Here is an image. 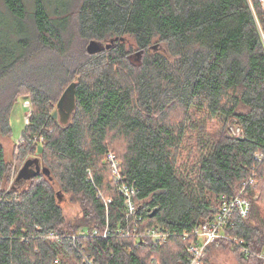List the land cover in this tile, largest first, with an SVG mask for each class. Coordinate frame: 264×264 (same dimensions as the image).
Instances as JSON below:
<instances>
[{
	"label": "trees",
	"instance_id": "trees-1",
	"mask_svg": "<svg viewBox=\"0 0 264 264\" xmlns=\"http://www.w3.org/2000/svg\"><path fill=\"white\" fill-rule=\"evenodd\" d=\"M3 2L6 20L28 21L30 35L20 29L0 45V136L11 135L22 94L31 113L18 157L39 158L50 178L7 189L10 163L0 144V264H189L194 228L251 176L248 215L233 216L223 231L251 252L243 264H264L258 0H80L74 12L56 7L54 15L35 0L29 17L23 0ZM90 41L111 46L88 54ZM72 82L75 107L63 124L52 115ZM109 152L121 183L135 189L132 214ZM65 200L80 208L73 221ZM149 230L166 233L165 241L141 237Z\"/></svg>",
	"mask_w": 264,
	"mask_h": 264
},
{
	"label": "rangeland",
	"instance_id": "rangeland-1",
	"mask_svg": "<svg viewBox=\"0 0 264 264\" xmlns=\"http://www.w3.org/2000/svg\"><path fill=\"white\" fill-rule=\"evenodd\" d=\"M47 6L48 11L51 15H54L55 8L62 10V13H71L74 12L80 0H42ZM27 17L31 16L34 11V2L35 0H23ZM9 11L6 9L3 0H0V45L2 46L5 43V39L12 40V38L16 35H20V31L24 29L23 34L30 35V30H28V24H24L22 26L21 22H15L14 19L9 18V21L6 20V17L10 15ZM3 21V22H2ZM17 23V25H16ZM19 29H18V27ZM21 29V30H20ZM66 40V37H64ZM88 44H86L87 46ZM86 49V47H85ZM136 58H132V61H135ZM28 102L21 94L17 99L16 103L14 104L11 114H10V126H11V135L8 137H1L0 136V144L4 148L5 154V161L10 163L9 168V180L7 184V189L11 185L17 171L21 168L24 161L27 158L21 160L19 156V149L18 146L20 143L23 142L21 138V132L24 126L28 122V118L31 113H29V109L25 106L24 102ZM236 128H233V130ZM232 130V131H233ZM29 158V157H28ZM26 182L21 184V187H24ZM61 205L63 206L64 215L68 220L73 221L76 215L79 214L80 208L77 204H70L66 200L61 201ZM228 244V243H227ZM230 244L226 245L222 242L219 244L213 245L209 250L205 253L203 261L204 264H243L241 260V254L238 250H234V247L230 248ZM259 256L263 255V252H259ZM264 261L263 259H261Z\"/></svg>",
	"mask_w": 264,
	"mask_h": 264
},
{
	"label": "built area",
	"instance_id": "built-area-1",
	"mask_svg": "<svg viewBox=\"0 0 264 264\" xmlns=\"http://www.w3.org/2000/svg\"><path fill=\"white\" fill-rule=\"evenodd\" d=\"M258 2L261 6L262 11L264 12V0H258ZM24 103L25 106L29 109L30 113L29 102L26 101ZM239 132V128L233 130L235 136H238ZM36 142L38 144L42 143L43 138L37 139ZM256 159L260 161L262 159V155L257 154ZM107 160L110 164L113 182L118 186V192L124 197L128 212L132 214L135 209V189L124 183H121L122 177L120 174L119 162L112 152H109L107 154ZM253 182L254 179L251 176L247 181L243 182V185L237 194L232 196H221V203L218 214L212 220L205 221L203 224L194 228L193 235L197 240L196 242L187 246V251L190 254L189 264H202L206 249L212 245L219 244V241H224L230 244V246L238 250L241 255L248 256L251 254V252L244 245L241 239L225 234L223 229L224 227H227V225L231 222L233 216L236 215L238 217L245 218L248 215L250 202L244 194L247 188V184H253ZM13 183L14 179L11 184ZM166 236V233H160L156 230H149L141 237H146L153 243L161 244L165 241ZM185 237H187V235H183V238ZM262 252L263 255H260L259 257L264 258V247Z\"/></svg>",
	"mask_w": 264,
	"mask_h": 264
},
{
	"label": "water",
	"instance_id": "water-1",
	"mask_svg": "<svg viewBox=\"0 0 264 264\" xmlns=\"http://www.w3.org/2000/svg\"><path fill=\"white\" fill-rule=\"evenodd\" d=\"M263 36V35H262ZM111 44H107L103 46L97 41H90L86 46V51L88 54H94L104 50L105 48H109ZM75 83H70L62 92L60 98L56 103V111L53 113V118H59L63 124H66L69 121L70 115L75 107ZM42 151V146L38 147L37 153ZM43 174L44 176L49 177V171L42 167L37 157L27 158L21 168L17 171V174L14 178L15 189H19L23 182L30 181L33 177Z\"/></svg>",
	"mask_w": 264,
	"mask_h": 264
},
{
	"label": "crops",
	"instance_id": "crops-1",
	"mask_svg": "<svg viewBox=\"0 0 264 264\" xmlns=\"http://www.w3.org/2000/svg\"><path fill=\"white\" fill-rule=\"evenodd\" d=\"M263 37H264V35H263Z\"/></svg>",
	"mask_w": 264,
	"mask_h": 264
}]
</instances>
